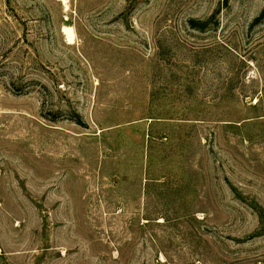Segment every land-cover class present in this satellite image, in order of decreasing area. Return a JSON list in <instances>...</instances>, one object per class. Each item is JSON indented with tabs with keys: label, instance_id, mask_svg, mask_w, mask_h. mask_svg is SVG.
<instances>
[{
	"label": "rangeland",
	"instance_id": "1",
	"mask_svg": "<svg viewBox=\"0 0 264 264\" xmlns=\"http://www.w3.org/2000/svg\"><path fill=\"white\" fill-rule=\"evenodd\" d=\"M66 2L0 0V264H264V0Z\"/></svg>",
	"mask_w": 264,
	"mask_h": 264
},
{
	"label": "bare ground",
	"instance_id": "2",
	"mask_svg": "<svg viewBox=\"0 0 264 264\" xmlns=\"http://www.w3.org/2000/svg\"><path fill=\"white\" fill-rule=\"evenodd\" d=\"M58 1L63 4V7L65 9H67V2H66V0H58ZM62 33L66 37V40H65L66 43H71L73 41L74 33H73V29L71 28V26L65 24L63 26V28H62Z\"/></svg>",
	"mask_w": 264,
	"mask_h": 264
}]
</instances>
